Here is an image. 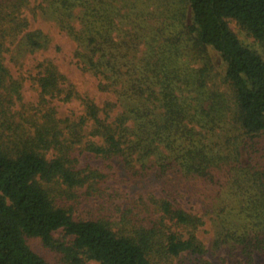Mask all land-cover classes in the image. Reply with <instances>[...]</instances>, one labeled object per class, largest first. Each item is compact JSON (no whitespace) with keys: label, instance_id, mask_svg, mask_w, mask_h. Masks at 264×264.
I'll return each instance as SVG.
<instances>
[{"label":"trees","instance_id":"obj_1","mask_svg":"<svg viewBox=\"0 0 264 264\" xmlns=\"http://www.w3.org/2000/svg\"><path fill=\"white\" fill-rule=\"evenodd\" d=\"M43 1L44 14L75 43L81 69L113 99L99 106L52 62L39 65L41 95L76 99L82 113L58 119L50 108L11 145L0 140V264H49L26 237L73 264L83 256L100 264H172L185 253L196 256L189 264H211L195 235L204 221L170 198L171 184L154 204L161 220L188 229L187 237L148 225L130 208L118 207L117 218L111 211L80 219L58 205L48 185L94 188L105 177L77 169L76 149L117 160L128 181H192L213 206L212 248L227 247L230 257H242L237 264H264V168L254 156L264 136V55L228 22L264 52V0ZM26 5L6 0L16 16ZM41 36L28 31L23 39L35 50ZM218 64L225 91L213 81ZM5 73L0 59V89ZM57 231L71 240L59 242Z\"/></svg>","mask_w":264,"mask_h":264},{"label":"rangeland","instance_id":"obj_2","mask_svg":"<svg viewBox=\"0 0 264 264\" xmlns=\"http://www.w3.org/2000/svg\"><path fill=\"white\" fill-rule=\"evenodd\" d=\"M40 6L46 7V3L43 0H27V5L20 9L17 16L16 13H10L12 8H7L6 0L0 8L2 17L0 28L3 35L0 38V59L6 70L4 84L0 89V140L5 146L11 145L17 133H23L24 129H32L31 124L34 121L40 122L42 115L50 108H54L58 119L68 117L76 120L82 113V107L76 99L62 101L60 98L50 99L41 95L38 78L41 75L39 65L43 62H52L78 93L93 98L99 106H102L105 100L113 99L112 95L98 89L96 78L81 69L74 56L75 43L48 15L44 14ZM228 22L231 30L243 43L264 55L262 47L234 20L230 19ZM24 23L26 26H23ZM28 31L42 33L39 39L43 43L41 48L31 50L25 43L23 36ZM215 61L220 63L217 57L214 58ZM215 66L212 73L213 81L225 91L226 87L221 85V74L218 73L221 72V67L219 64ZM254 146L255 159L260 167L264 168V136L256 139ZM73 155L77 158V169L95 170L105 175L96 184V188L88 187V183L69 191L63 184L47 186L53 189L51 195L55 202L69 209L75 218L89 219L109 214L111 211L117 218L118 207L130 208L134 209V212L140 211V217H145L148 225L155 223L157 226L161 225V230L168 229L187 237L188 229L176 226L167 219L161 220L154 204L155 200L168 197L167 185L171 184L173 195L170 198L186 211L201 216L204 221V224L195 231V235L207 250L206 254L201 256L202 259L211 264H237L236 258H242L237 254L234 258L230 257L227 247L217 250L212 248L214 231L217 228L213 220V206L200 194L199 188L192 181L181 182L175 178L168 181L155 178L128 181L121 164L115 159L104 160L88 151L77 149ZM64 236L62 231L54 233L55 239L61 243L71 240V237ZM25 240L30 249L49 264H73L65 260L63 253L44 246L39 238L26 237ZM195 258L196 256H188L185 253L172 259V264H189ZM82 259V264H100L84 256ZM254 264L259 262L255 261Z\"/></svg>","mask_w":264,"mask_h":264}]
</instances>
